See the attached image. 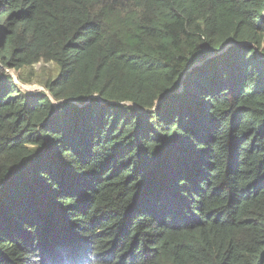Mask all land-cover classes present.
Instances as JSON below:
<instances>
[{"label":"trees","instance_id":"obj_1","mask_svg":"<svg viewBox=\"0 0 264 264\" xmlns=\"http://www.w3.org/2000/svg\"><path fill=\"white\" fill-rule=\"evenodd\" d=\"M0 264H264V0H0Z\"/></svg>","mask_w":264,"mask_h":264},{"label":"rangeland","instance_id":"obj_2","mask_svg":"<svg viewBox=\"0 0 264 264\" xmlns=\"http://www.w3.org/2000/svg\"><path fill=\"white\" fill-rule=\"evenodd\" d=\"M10 76L24 92L37 93L45 90L43 82L54 79L58 75L55 64H37L20 72L8 69Z\"/></svg>","mask_w":264,"mask_h":264},{"label":"clouds","instance_id":"obj_3","mask_svg":"<svg viewBox=\"0 0 264 264\" xmlns=\"http://www.w3.org/2000/svg\"><path fill=\"white\" fill-rule=\"evenodd\" d=\"M7 72H8V69H7ZM42 91H44V89Z\"/></svg>","mask_w":264,"mask_h":264},{"label":"water","instance_id":"obj_4","mask_svg":"<svg viewBox=\"0 0 264 264\" xmlns=\"http://www.w3.org/2000/svg\"><path fill=\"white\" fill-rule=\"evenodd\" d=\"M49 96H50V94L49 93H47Z\"/></svg>","mask_w":264,"mask_h":264}]
</instances>
